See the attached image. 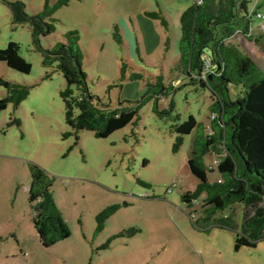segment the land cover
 Listing matches in <instances>:
<instances>
[{"label": "rangeland", "instance_id": "rangeland-1", "mask_svg": "<svg viewBox=\"0 0 264 264\" xmlns=\"http://www.w3.org/2000/svg\"><path fill=\"white\" fill-rule=\"evenodd\" d=\"M20 1L30 15L40 13L46 2ZM193 3L74 1L55 13L56 31L42 38L41 45L52 49L66 42L68 32L78 31L82 68L91 92L112 109L128 106L143 98L146 83L154 77L174 78L171 70L180 56L181 16ZM255 3L264 16V0H254L252 8ZM155 12L163 14L168 29L146 15ZM252 21L253 40L238 37L240 43H235L264 72V18L254 16ZM11 42L20 46V55L32 69L21 73L0 62V78L32 88L18 107L10 104L0 113V264H264V241L237 252L236 231L199 227L189 215L199 205L185 209L181 195L198 184L188 164L194 134L185 136L183 146L174 153L177 135L171 130L172 122L160 119L150 102L141 109L137 126L108 138L82 130L76 140L60 96L67 86L63 74L55 64L43 66L31 26H14L9 6L0 0V50ZM123 64L128 68L124 80ZM132 73L143 79L129 81ZM180 78L187 83L184 76ZM7 95L0 86V100ZM172 102L181 122L194 116L200 123H209V89L185 85L162 98L159 110L169 109ZM32 164L55 177L54 199L72 232L69 239L51 248L42 246L32 223L28 194ZM217 178V172L210 175L211 181ZM111 206L119 208L98 233L96 216ZM241 218L238 213L237 224ZM131 229L139 231L132 237L112 239ZM108 242L109 247H104Z\"/></svg>", "mask_w": 264, "mask_h": 264}, {"label": "trees", "instance_id": "trees-1", "mask_svg": "<svg viewBox=\"0 0 264 264\" xmlns=\"http://www.w3.org/2000/svg\"><path fill=\"white\" fill-rule=\"evenodd\" d=\"M1 1L9 6L14 26H31L32 42L42 54L43 66L49 68L55 64L63 74L67 86L60 96L66 123L74 131L76 140L82 130L93 132L96 138H108L128 126H137L141 109L154 102V113L160 119L172 122L171 130L177 135L174 153L183 146L185 136L194 134L188 164L198 184L194 191L181 195L185 209L199 205L189 214L194 223L204 228L236 231L237 252L245 247L256 248L258 242L264 241V72L235 43H240L238 37L252 41L253 17L264 18L257 12L256 3L252 8L254 0H194L181 16L180 56L171 70L174 78L165 81L163 74L154 77L146 83L141 100L135 104L130 102L128 106L121 104L116 109L103 105L88 86L87 74L82 68L78 31L68 32L66 42L58 43L52 49L41 45L42 38L56 31L55 13L80 0H57L54 4L46 0L43 10L35 15L28 14L25 3L20 0ZM146 15L168 29L161 12ZM169 43L168 38L166 45ZM255 44L258 45V40ZM0 62L21 73L28 74L32 69L20 55V46L14 42L0 50ZM127 69L123 64V80L128 79ZM180 76H184L187 83ZM141 79L136 73L129 77V81ZM185 85L211 91L208 124L198 122L194 116L181 122L180 115L175 114L174 102L169 109L159 110L158 103L162 98L172 96ZM0 86L8 93L0 100V113L10 104L18 107L32 88L3 78H0ZM14 123L20 126L18 119H14ZM212 159L218 161L215 167L211 165ZM29 169L32 223L42 246L51 248L69 239L72 232L54 199L55 177L37 165L32 164ZM215 172L218 178L211 181L210 175ZM118 208L108 207L96 216L98 233L104 230L106 221ZM198 212L200 215L196 218ZM238 213L242 217L240 224L236 221ZM138 231L131 229L112 239L125 235L132 237ZM109 244L104 247L108 248Z\"/></svg>", "mask_w": 264, "mask_h": 264}, {"label": "built area", "instance_id": "built-area-1", "mask_svg": "<svg viewBox=\"0 0 264 264\" xmlns=\"http://www.w3.org/2000/svg\"><path fill=\"white\" fill-rule=\"evenodd\" d=\"M217 163H218L217 160H215V159L213 160V159H212V163H211V165H212L213 167H215V166L217 165Z\"/></svg>", "mask_w": 264, "mask_h": 264}, {"label": "crops", "instance_id": "crops-1", "mask_svg": "<svg viewBox=\"0 0 264 264\" xmlns=\"http://www.w3.org/2000/svg\"><path fill=\"white\" fill-rule=\"evenodd\" d=\"M258 245V244H257Z\"/></svg>", "mask_w": 264, "mask_h": 264}]
</instances>
